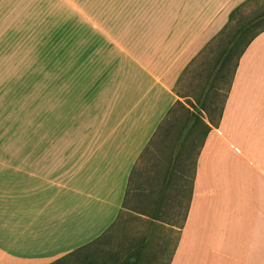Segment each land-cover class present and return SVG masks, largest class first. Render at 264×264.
Returning <instances> with one entry per match:
<instances>
[{"label":"crops","instance_id":"crops-1","mask_svg":"<svg viewBox=\"0 0 264 264\" xmlns=\"http://www.w3.org/2000/svg\"><path fill=\"white\" fill-rule=\"evenodd\" d=\"M15 1L0 0V13ZM64 1L113 42L121 62L110 96L132 109L122 110L112 154L90 172L61 156L0 172V264H48L113 226L184 69L250 0ZM217 122L195 158L168 264H264V28L240 56Z\"/></svg>","mask_w":264,"mask_h":264},{"label":"rangeland","instance_id":"rangeland-1","mask_svg":"<svg viewBox=\"0 0 264 264\" xmlns=\"http://www.w3.org/2000/svg\"><path fill=\"white\" fill-rule=\"evenodd\" d=\"M263 28L264 0L244 3L184 69L178 101L136 160L124 207L90 254L169 263L204 132L218 120L238 51ZM120 62L113 42L64 0H16L0 13V172L30 171L49 156L77 157L88 172L106 160L122 110L131 108L110 96Z\"/></svg>","mask_w":264,"mask_h":264},{"label":"trees","instance_id":"trees-1","mask_svg":"<svg viewBox=\"0 0 264 264\" xmlns=\"http://www.w3.org/2000/svg\"><path fill=\"white\" fill-rule=\"evenodd\" d=\"M239 8H240V6H238L237 9H239ZM236 10H234L232 13H230V23H231V21L233 19V15L236 12ZM229 24L222 31H220V33L212 41H215L217 38H219L225 32V30L228 28ZM253 36H254V34L248 38V40L244 43V45L241 47V49L238 51V53L236 55L235 61H234L233 65H232L231 72H230V75H229V79H228V83H227V89L225 91L224 98L222 100L221 106H220L219 111H218V120L221 117L222 110H223V104H224V101H225V99L227 97V93H228V90L230 88V83H231L232 77L234 75L235 69H236V67L238 65L239 58L242 55L244 49L246 48L247 44L249 43V41L251 40V38ZM237 39L238 38H236V40ZM212 41L208 45H206L204 49H206L212 43ZM232 42L234 44L236 43L235 40H233ZM230 51L231 50H228V52L225 53V57H223L220 60V62H219L220 64L218 66V73L225 68V63L227 61L226 58H227V55H228V53ZM194 60L192 61V63L194 62ZM217 123L218 122H216L215 124H212V125L215 126V125H217ZM209 129H210V126L207 125V129L204 132L200 148H201V146L203 144L204 138H205L207 132L209 131ZM200 148H199V150H200ZM199 150H198L197 154L199 153ZM194 163H195V161H194ZM134 167L132 168L130 176L128 178V185H127L126 192H125V195H124L122 208L124 207V203H125V200L127 198L128 192H129V186H130V183H131V180H132V174L134 172ZM108 230H109V228L101 236L95 238L94 240L90 241L89 243H87V244H85L83 246H80V247H78V248H76V249H74V250H72V251H70V252H68V253H66V254H64V255H62V256L54 259V260H52L48 264H135L136 258L133 257L132 254H130V255L127 254V255H125L123 257H119V256H117L116 253H113L111 255V257L109 259H107V260L98 258V256L90 254L91 251H94V252L99 251L98 248H100V246L102 244L101 238L105 234H107Z\"/></svg>","mask_w":264,"mask_h":264}]
</instances>
